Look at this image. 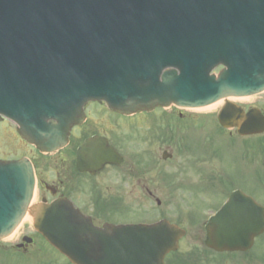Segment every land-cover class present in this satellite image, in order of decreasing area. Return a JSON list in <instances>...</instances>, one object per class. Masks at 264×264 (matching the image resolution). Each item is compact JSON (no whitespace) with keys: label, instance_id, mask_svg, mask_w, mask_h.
<instances>
[{"label":"water","instance_id":"95a60500","mask_svg":"<svg viewBox=\"0 0 264 264\" xmlns=\"http://www.w3.org/2000/svg\"><path fill=\"white\" fill-rule=\"evenodd\" d=\"M21 6L0 0V27L30 33L16 44L0 36V112L15 116L22 135L42 149L56 141L46 128L29 134L47 124L46 117L36 122L28 106L46 109L60 95L105 99L118 111L134 112L171 103L203 106L264 90V0H139L100 22L65 11L44 24ZM220 63L227 68L211 75ZM34 184L26 160L0 162V239L26 214ZM31 211L35 228L73 263L115 260L101 253L89 222L68 206ZM133 256L124 254L122 262Z\"/></svg>","mask_w":264,"mask_h":264},{"label":"flooded vegetation","instance_id":"af4514ba","mask_svg":"<svg viewBox=\"0 0 264 264\" xmlns=\"http://www.w3.org/2000/svg\"><path fill=\"white\" fill-rule=\"evenodd\" d=\"M258 98L239 103L243 112L258 109L264 116V96ZM81 113L68 143L52 153L21 139L23 148L30 147L25 152L40 201L66 199L98 227L167 220L177 249L166 253L163 264H264V131L227 129L217 120L210 131L202 115L175 107L126 115L90 102ZM193 124L205 129L197 137ZM92 138L115 154H104L103 163L90 152L81 155Z\"/></svg>","mask_w":264,"mask_h":264},{"label":"rangeland","instance_id":"374dc122","mask_svg":"<svg viewBox=\"0 0 264 264\" xmlns=\"http://www.w3.org/2000/svg\"><path fill=\"white\" fill-rule=\"evenodd\" d=\"M257 100L262 99L258 98ZM205 115L213 116L212 119L214 120V114ZM107 118L111 119L113 117L107 114ZM173 123V121L170 122L172 127L174 126ZM8 124L10 123L8 121H5L4 124L0 126V155L10 156L12 153L15 152L16 156H19L22 152L30 150V147H24L19 150L17 149V147H21V145H19V142L16 140V137H13L11 127ZM209 125L210 126H207L208 129L210 131H213L215 127L213 126V122H210ZM190 126L191 128H193L195 136L197 132L202 131L203 133V131L205 130L201 127H197L195 124ZM131 215V213L124 212L125 217H129ZM23 235L35 236V243L28 246L27 250L16 248V245L22 242L21 239ZM64 258V256H62L49 244L44 241H41V239L38 238V236L34 233L32 221L25 220L20 226V229L18 230L17 234H15L11 238L0 241V264H69L66 261V258Z\"/></svg>","mask_w":264,"mask_h":264},{"label":"bare ground","instance_id":"6f19581e","mask_svg":"<svg viewBox=\"0 0 264 264\" xmlns=\"http://www.w3.org/2000/svg\"><path fill=\"white\" fill-rule=\"evenodd\" d=\"M253 99H254V97H238V98H235V97H224V98L219 99V100H217V101H215V102H213V103H211L209 105H206V106H203V107L194 108V109H189V110L192 111V112H196V113H209V114H211V113L215 112L224 103L225 100H233V101H236V102H251ZM35 200H36V197L31 202V204H32L31 207L32 208H33V204H34ZM25 220L33 221V214H32V211L30 209H28L27 215L25 216L23 222ZM20 226L16 229L15 233H13L12 236L17 234L18 230L20 229Z\"/></svg>","mask_w":264,"mask_h":264}]
</instances>
